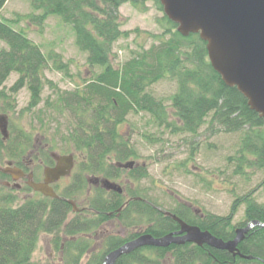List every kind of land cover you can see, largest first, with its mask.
Here are the masks:
<instances>
[{"label": "trees", "instance_id": "trees-1", "mask_svg": "<svg viewBox=\"0 0 264 264\" xmlns=\"http://www.w3.org/2000/svg\"><path fill=\"white\" fill-rule=\"evenodd\" d=\"M8 1L0 0V13ZM30 1L34 13H40L30 16L32 22L42 26L51 17L60 19L64 25L72 28L76 47L87 55L88 66L101 70L92 73L82 89L61 93L56 101L76 119L75 125L73 123L74 126L68 128L64 140L67 145L73 143L76 152L60 154H74L82 158L79 163L83 172L91 174L95 180L98 177L119 179L123 173L128 175L129 181L138 182L147 177L143 168L131 171L117 168V164H127L137 157V153L118 133V127L131 114L139 113L149 115L155 127L165 128L173 135H196L206 123L211 130L218 128L230 134L242 132L240 147L228 159V164L235 166L234 174L237 176H244L249 169L264 170V121L249 108L244 96L236 88L227 87L213 70L208 60L206 43L201 41L199 35L183 37L178 33V25L164 14V21L170 29L158 44L148 49L140 47L122 65L113 66L114 45L128 36L122 31L120 10L125 4H137V0ZM144 1H154L163 11L159 0ZM18 22L0 19V42L7 46L0 51V105L8 104V97L12 93L27 88L31 94L29 109H33L42 101L44 73L50 69V63L53 61L60 71L65 69V64L58 60L59 56H55V60L50 55L47 57L25 30L14 27ZM164 37L169 38L165 40ZM13 73L19 79L6 92L4 84ZM166 78L175 81L178 87L171 99L175 122H170L165 103L150 91ZM46 81L49 86L54 85ZM29 140L19 136L14 141L15 148L11 152L13 158L21 152L19 149L29 144ZM10 142H13L12 137ZM3 146L0 135V148L3 149ZM83 187L82 184L79 186V181L75 183V193H81ZM126 192L129 198L135 200L122 215L150 217L151 225L144 234L162 238L179 229L172 218L165 217L148 202H143L145 199L139 197L137 192ZM104 196L101 189H95L94 196L86 199L96 218L83 222L78 220L80 214H75L76 220L68 221L73 208L67 201L75 202L72 199L41 197L27 200L15 208L10 206L15 202L14 197L3 199L0 205V264H35L33 254L44 235L53 236L52 246L64 256L61 264H83L85 257V264H103L108 254L140 236L138 233L123 238L111 235L102 240V248L97 253L92 251V240H73L79 235L87 236L93 230H99L110 220L109 214L117 213L125 201L124 196L117 193L111 198ZM241 204L246 205L245 221L232 226ZM173 214L225 242L234 240L236 230L245 228L251 222L264 223V206L257 204L251 194L237 200L228 217L211 214L194 217L180 208ZM238 250L250 260L208 246L186 244L173 245L168 249L143 248L123 256L116 264H264V228L252 230L239 244Z\"/></svg>", "mask_w": 264, "mask_h": 264}, {"label": "rangeland", "instance_id": "rangeland-1", "mask_svg": "<svg viewBox=\"0 0 264 264\" xmlns=\"http://www.w3.org/2000/svg\"><path fill=\"white\" fill-rule=\"evenodd\" d=\"M137 1V4H125L120 10L123 20L122 31L128 33V36L121 38L114 45L113 66L122 65L133 57L140 47L148 49L158 44L170 29L168 23L164 21L163 11L154 1ZM32 14L40 13H34L30 0H9L0 13V19L18 20L14 27L25 30L47 57L50 55L55 60V56H59L58 60L65 64V69L60 71L53 61L50 63V69L44 73L45 87L38 107L29 109L31 94L27 88L12 93L11 97H8V104L0 105V114L8 116V128L13 141L10 144L7 141L3 142V149L0 148V167L5 168L8 161H13L16 165H23L33 171L38 179L43 178L51 152L61 154L76 152L73 143L67 145L64 141L68 135V128L73 123L75 125L76 119L68 110L56 104L59 94L82 89L92 73H99L101 70L88 66L87 55L76 47L71 27L64 25L57 17L49 18L40 26L31 21ZM168 38L164 37L165 40ZM6 48V44L0 42V51ZM18 79L19 76L14 73L8 78L4 84L6 92ZM46 80L54 85L49 86ZM150 91L158 100L165 103L170 122H175L176 116L171 108V99L178 91L176 82L166 78L154 85ZM118 133L137 153L133 161L138 165V169L146 170L147 177L138 182L132 180L129 182L128 175L123 173L119 179L111 181L126 191L137 192L139 197L147 200L156 210L163 213L179 210L180 205L172 194L179 196L183 202L191 204L203 214L218 217H228L235 202L250 194L257 204L264 206V170L249 169L244 176H237L234 174L235 166L228 164V159L234 156L240 147L242 132L230 134L218 128L211 130L206 123L196 135L186 133L173 135L165 128L155 127L149 115L139 113L131 114L127 121L118 127ZM19 136L29 138V144L19 149L21 152L13 158L11 152ZM81 159L76 155L78 166L70 179H65L56 186V191L61 197L75 200L78 207L84 210L78 219L83 222L96 218L86 200L94 196L96 187L89 182L91 179L94 180L92 175L80 168ZM101 179L105 178L98 177V180ZM78 181L79 186L82 184L84 187L81 193L76 194L74 186ZM6 182L9 180L0 174V205L1 201L9 196L15 198V202L10 204L14 208L27 200L42 197L27 187L21 190L13 188L14 186L8 187ZM127 182L129 184L125 185ZM245 211L246 205L241 204L232 226H238L245 221ZM122 213L123 211L121 215ZM75 217V214L71 213L68 221ZM121 217L123 219L120 222L109 220L99 230H93L88 237L79 235L73 240L77 242L81 238L92 240V251L97 253L102 248L104 238L111 235L123 238L135 233L142 234L151 225L150 217L136 214H123ZM53 239V236H41L33 254L35 264L63 262L62 252H57L52 246ZM85 263L86 257L83 261V264Z\"/></svg>", "mask_w": 264, "mask_h": 264}, {"label": "water", "instance_id": "water-1", "mask_svg": "<svg viewBox=\"0 0 264 264\" xmlns=\"http://www.w3.org/2000/svg\"><path fill=\"white\" fill-rule=\"evenodd\" d=\"M165 16L178 25V33L183 37L199 35L206 43L208 60L213 70L229 88H236L248 101L249 108L264 121V0H159ZM9 121L0 115V133L4 141L10 138ZM55 167H46L44 181L36 183L33 175H25L23 170L8 163L0 172L5 175L18 174L28 179L29 188L45 198L59 200L53 185L71 175L75 167L74 155L52 154ZM134 162L117 164L120 169H132ZM17 180L16 176H14ZM107 190L119 194L122 189L108 181L102 183ZM75 213L77 205L67 201ZM167 217L176 222L180 230L162 238L142 235L110 253L103 264H116L123 256L143 248L167 249L171 246L192 244L208 246L225 251L234 257L248 259L238 250L246 236L255 228H264V223L254 221L245 228L236 230V237L225 242L197 226H191L171 213Z\"/></svg>", "mask_w": 264, "mask_h": 264}, {"label": "flooded vegetation", "instance_id": "flooded-vegetation-1", "mask_svg": "<svg viewBox=\"0 0 264 264\" xmlns=\"http://www.w3.org/2000/svg\"><path fill=\"white\" fill-rule=\"evenodd\" d=\"M54 152H51L50 153V159H51V162H49V165L48 166H45V168L46 167H51V168H53V167H55V165H56V162L54 161V159L52 158V154H53ZM8 163H13V167H17V168H19V169H21V170H23V172H24V174L25 175H30V174H32L33 175V179H34V181L36 182V183H42L43 181H44V172H43V178H36L35 177V173L33 172V171H30V170H28L27 169V167H25V166H23V165H16V163L15 162H13V161H8L7 162V164L5 165V167L8 165ZM41 163H42V165H43V161H41ZM138 167V166H137ZM136 167V168H137ZM0 168H4V167H0ZM44 168V169H45ZM75 168H76V166H75ZM75 170V169H74ZM74 170L72 171V173L74 172ZM1 173V172H0ZM2 174V173H1ZM3 175V174H2ZM4 177H6L8 180H9V182H6V186H8V187H13V188H16V189H18V190H21L22 188H24V187H27L28 189H29V186H28V179L26 178V177H20L18 174H15V175H3ZM14 176H16V178H17V180H15V178H14ZM71 176H72V174L68 177V178H64V179H62L61 181H63V180H65V179H70L71 178ZM101 180H103V179H101ZM60 181V182H61ZM109 181H111V180H109ZM60 182H58V183H56V184H54L52 187H53V189L56 191V186L60 183ZM93 182V183H92ZM111 182H114V181H111ZM130 182V181H129ZM129 182H127L125 185H127V184H129ZM102 182H97V181H90V184H94V186L96 187V189H101L104 193H105V196L106 197H112V195L113 194H116L115 192H113V191H108L107 189H105V187L103 186V184H101ZM115 183V182H114ZM56 193H57V191H56ZM122 195L124 196V199H125V201H124V203H123V205H122V207L117 211V213H110L109 214V217H110V220H112V219H114V220H117V222H120V215H121V212L122 211H124L129 205H130V203L131 202H133L134 200H133V198H128V196L126 195V190L124 189V188H122ZM58 195H59V193H57ZM173 195V197L176 199V201L178 202V204L180 205L179 207H180V210L181 211H183L184 213H186V214H189V215H192V216H194V217H199V216H197V215H200V216H203L204 214L200 211V210H198V209H196V208H194V206H192L191 204H189V203H186V202H183L180 198H179V196H176L175 194H172ZM110 197V198H111ZM139 200H142V199H139ZM143 202H147L146 200L145 201H143ZM76 203V202H75ZM77 204V203H76ZM147 204V203H146ZM77 207H78V205H77ZM79 208V207H78ZM79 210H81L80 208H79ZM82 211V210H81ZM81 213V212H80ZM80 213H76V214H80ZM194 214V215H193ZM186 223V222H185ZM188 224V223H187ZM189 225V224H188ZM191 226H193V225H191ZM180 230V227H179V229L176 231V232H178ZM142 235H145L144 234V232L142 233V234H140V236H142ZM146 235H149V234H146ZM139 236V237H140Z\"/></svg>", "mask_w": 264, "mask_h": 264}, {"label": "bare ground", "instance_id": "bare-ground-1", "mask_svg": "<svg viewBox=\"0 0 264 264\" xmlns=\"http://www.w3.org/2000/svg\"><path fill=\"white\" fill-rule=\"evenodd\" d=\"M173 233H176V231L175 232H173ZM173 233H171V234H173ZM168 249V248H167Z\"/></svg>", "mask_w": 264, "mask_h": 264}]
</instances>
